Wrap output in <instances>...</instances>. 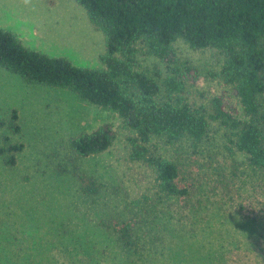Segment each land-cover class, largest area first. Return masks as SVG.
Here are the masks:
<instances>
[{
  "label": "rangeland",
  "instance_id": "obj_1",
  "mask_svg": "<svg viewBox=\"0 0 264 264\" xmlns=\"http://www.w3.org/2000/svg\"><path fill=\"white\" fill-rule=\"evenodd\" d=\"M0 28L50 57L103 67L104 36L74 0H0ZM174 51L173 68L195 70L184 99L212 112L213 97L228 98L214 79L220 55L181 41ZM137 63L159 82L172 74L153 57ZM13 111L17 134L8 128ZM105 124L117 134L109 150L85 158L70 150L71 139ZM228 133L211 123L198 154L158 142L187 192L153 204L141 198L151 196V175L129 161L132 133L114 112L0 68V145L5 136L22 145L14 166L0 159V264H142L112 230L121 220L133 221L134 241L156 255L152 264H264V169L225 153Z\"/></svg>",
  "mask_w": 264,
  "mask_h": 264
},
{
  "label": "trees",
  "instance_id": "obj_2",
  "mask_svg": "<svg viewBox=\"0 0 264 264\" xmlns=\"http://www.w3.org/2000/svg\"><path fill=\"white\" fill-rule=\"evenodd\" d=\"M74 2L104 36L102 68L78 67L66 58L50 57L24 46L14 33L1 28L0 68L27 83L65 89L90 105L114 112L132 133L126 138L129 161L151 175V196L141 198L161 204L186 195L178 183L177 164L159 153L158 142L172 148L178 145L181 154L185 144L192 153H202L199 146L215 122L229 131L222 145L225 153L241 155L248 166L264 169V0ZM178 41L191 50L212 49L220 55L214 79L230 101L213 97L210 112L184 99L187 84L192 86L196 79L194 68L171 66L176 64ZM146 56L172 74L159 82L138 70L137 59ZM11 114L8 128L17 134L16 114ZM116 138L115 130L105 124L81 133L68 146L85 158L106 152ZM21 150V144L5 136L0 145L2 163L14 166ZM87 188L82 190L89 192ZM112 230L123 247L142 258V264L157 259L143 249L146 244L134 241L132 220L115 222ZM149 239L151 247L154 241Z\"/></svg>",
  "mask_w": 264,
  "mask_h": 264
}]
</instances>
